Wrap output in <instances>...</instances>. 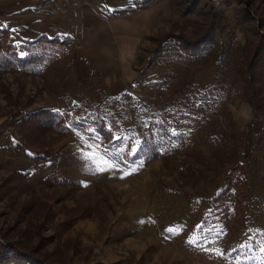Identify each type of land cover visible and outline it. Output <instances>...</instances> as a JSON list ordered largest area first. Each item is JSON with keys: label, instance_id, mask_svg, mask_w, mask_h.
<instances>
[{"label": "rangeland", "instance_id": "rangeland-1", "mask_svg": "<svg viewBox=\"0 0 264 264\" xmlns=\"http://www.w3.org/2000/svg\"><path fill=\"white\" fill-rule=\"evenodd\" d=\"M27 1L28 10H40L44 23L53 25L56 34L73 38L75 48L97 73L95 78L78 80L74 67L62 60L53 65L47 82L20 73L0 74V83L9 88L17 102L8 103L0 85V125L12 116L10 135L0 134V236L20 243L36 258L32 261L42 264H217L224 251L233 249L239 240H244L241 244L247 247L246 256L254 254L256 248V260L247 256L255 260L251 264H264V202L263 208L257 206L246 213L255 221L256 231L249 224L235 222L236 216L231 220L239 211L232 202L231 209L224 205L223 219L231 226L227 234L206 239L196 230L203 211L221 203L213 198L224 189L228 168L216 165L204 171L199 165L198 172H190L183 163L191 158L181 144L161 150L150 160L125 165L107 157L99 141L77 129L63 137L42 135L40 146L34 147L26 144L13 125L14 116L33 109H61L56 88L66 90L76 102L93 100L96 83L107 95L126 90L139 97L145 81L163 78L166 70L181 74L184 67L177 63L143 76L138 70L154 47L149 35L167 32L175 25L185 33L192 31L198 18L196 13L185 14L187 3L175 8L163 0L150 8L124 12L119 8L130 0ZM259 11H264V0H230L225 14L233 42L264 31V22L257 25L255 21ZM192 70L204 88L213 81L217 66L197 65ZM148 100L160 105L164 102L162 96ZM225 104L244 136L251 117L248 104L239 99H229ZM220 114L213 120L215 127L226 121ZM262 124L257 120L254 130ZM136 133L137 138L124 134L127 147L139 148L142 131L138 125ZM197 140L196 146L212 157L205 138ZM22 142L28 147L26 152H22ZM42 150L66 153L67 164L55 168L46 163L36 168L35 152ZM85 154H93V159H85ZM16 171L30 172L32 193L7 191L5 186L10 182L6 179ZM247 171L251 188L246 193L251 198L258 193L257 172L254 165ZM47 175H52L49 185L43 181ZM227 189L233 195L237 186ZM203 253L214 260L209 262Z\"/></svg>", "mask_w": 264, "mask_h": 264}, {"label": "trees", "instance_id": "trees-1", "mask_svg": "<svg viewBox=\"0 0 264 264\" xmlns=\"http://www.w3.org/2000/svg\"><path fill=\"white\" fill-rule=\"evenodd\" d=\"M160 1L163 0H130L131 3L119 10L146 9ZM165 1L175 8L187 3L185 14L196 13L198 19L190 33L177 30L179 27L175 25L167 32L149 35L148 39L154 47L142 60L138 75H147L160 66L174 63L184 67L181 74L166 70L163 78L145 81L139 97L126 90L107 95L96 83L93 100L76 102L66 90L56 88L61 109L40 107L20 114V117L14 116V128L27 145L35 144L34 147L40 146L42 135L51 133L63 137L77 129L87 138L99 141L107 157L125 165L150 160L161 150L181 144L191 158L189 163H183L190 172H198L199 165L205 168L204 171L216 165L228 168L227 183L213 198L223 205L215 203L216 208L203 211L196 229L199 234L207 236L206 239L217 233L227 234L231 226L223 219L224 205L226 203L231 209V202L239 210L232 214L231 220H235L233 216H236L235 222L249 224L256 231L255 221L246 217V213L257 206L263 208L264 202V31H256L242 41L233 42V32L225 14L230 0ZM28 9H18L17 12ZM255 15L257 25L264 22V11ZM62 60L74 67L78 80L96 77V70L75 48L70 36L41 33L33 39L22 38L0 20V74L20 73L47 82L53 65ZM209 64L217 66V73L210 84L201 88L194 78L192 67ZM0 85L8 103L17 104L9 88ZM158 96L164 98L162 105L149 102L148 99ZM229 99L243 100L250 108L251 117L246 123L244 136L225 104ZM218 113L224 114L226 121L215 127L213 120ZM259 119L263 124L260 129L254 130L253 124ZM132 122L142 131L137 149L127 147L122 140L125 133L138 137L136 125ZM198 137H204L205 142L210 144L212 157H207L196 146ZM20 147L22 152L28 148L23 142ZM35 156L38 158L36 168L46 163L55 168L67 164L64 152L52 154L42 150L35 152ZM252 165L257 172L255 182L258 193H253L250 198L246 193L251 188L247 169ZM51 177L47 175L44 183L51 184ZM6 180L10 182L9 186H5L9 192L32 193L34 190L29 171L13 172ZM233 184L237 186V191L232 195L227 188L233 187ZM243 241L239 240L233 249L228 247L222 261L217 264L254 262L256 248L254 254H248L255 260L247 259V247L241 244ZM23 249L20 243L6 241L0 236V264H42L32 261L36 258ZM203 255L209 262L214 260L209 259L206 253Z\"/></svg>", "mask_w": 264, "mask_h": 264}, {"label": "crops", "instance_id": "crops-1", "mask_svg": "<svg viewBox=\"0 0 264 264\" xmlns=\"http://www.w3.org/2000/svg\"><path fill=\"white\" fill-rule=\"evenodd\" d=\"M54 1L57 2L58 0ZM13 2H15L14 5ZM18 2L23 3V5L18 6ZM27 3L28 1L26 2V0H0L1 22L11 29L15 28L16 32L20 34L22 38L33 39L41 33H47L48 35L56 34L53 25L44 23L46 19L40 10L17 12L18 9L30 7ZM34 12L38 13L34 14Z\"/></svg>", "mask_w": 264, "mask_h": 264}, {"label": "built area", "instance_id": "built-area-1", "mask_svg": "<svg viewBox=\"0 0 264 264\" xmlns=\"http://www.w3.org/2000/svg\"><path fill=\"white\" fill-rule=\"evenodd\" d=\"M12 116L9 118L5 119V123L0 125V134L3 135H10V127L9 124L11 123Z\"/></svg>", "mask_w": 264, "mask_h": 264}, {"label": "snow or ice", "instance_id": "snow-or-ice-1", "mask_svg": "<svg viewBox=\"0 0 264 264\" xmlns=\"http://www.w3.org/2000/svg\"><path fill=\"white\" fill-rule=\"evenodd\" d=\"M85 159L92 160L93 154H85ZM109 167H114V165H109ZM99 171H104V168H98Z\"/></svg>", "mask_w": 264, "mask_h": 264}]
</instances>
